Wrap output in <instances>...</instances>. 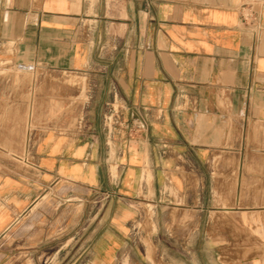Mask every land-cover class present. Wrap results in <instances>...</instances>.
<instances>
[{"label":"crops","instance_id":"crops-1","mask_svg":"<svg viewBox=\"0 0 264 264\" xmlns=\"http://www.w3.org/2000/svg\"><path fill=\"white\" fill-rule=\"evenodd\" d=\"M243 1L0 0V264H186L187 230L209 264H264Z\"/></svg>","mask_w":264,"mask_h":264},{"label":"rangeland","instance_id":"rangeland-1","mask_svg":"<svg viewBox=\"0 0 264 264\" xmlns=\"http://www.w3.org/2000/svg\"><path fill=\"white\" fill-rule=\"evenodd\" d=\"M35 74V73H33ZM174 219L173 221H176V216H173ZM186 220H191V217H186ZM142 224H138L139 228H137V230H134V233L132 235V237L139 243L142 245V247H140L139 249L141 251H146V245L148 244V256L151 259V255H152V245H151V236L152 233H154L156 230H152L153 227V222L151 220V215L149 214L148 216L144 217L143 220L140 221ZM154 229V228H153ZM138 232V233H137ZM157 233V232H156ZM171 234V236L175 233L174 231H170L169 232ZM186 239H187V244L185 247V252H186V256H187V262L186 264H209L208 259L209 257V247H199V246H195V240H194V234L192 231H186ZM158 234H161V232H158ZM200 250H202L200 252ZM198 254V258L201 260L200 263H197L194 261V254ZM201 253V254H200ZM200 254V255H199ZM222 260H225V256L221 257Z\"/></svg>","mask_w":264,"mask_h":264},{"label":"built area","instance_id":"built-area-1","mask_svg":"<svg viewBox=\"0 0 264 264\" xmlns=\"http://www.w3.org/2000/svg\"><path fill=\"white\" fill-rule=\"evenodd\" d=\"M264 0H244L240 6L243 20L247 24H252L259 20L260 7Z\"/></svg>","mask_w":264,"mask_h":264}]
</instances>
